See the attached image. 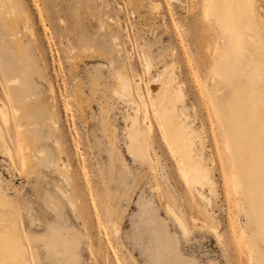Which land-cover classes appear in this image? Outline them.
Wrapping results in <instances>:
<instances>
[{
    "label": "rangeland",
    "instance_id": "rangeland-1",
    "mask_svg": "<svg viewBox=\"0 0 264 264\" xmlns=\"http://www.w3.org/2000/svg\"><path fill=\"white\" fill-rule=\"evenodd\" d=\"M207 1L13 0V32L12 3L0 0V101L11 114H0V215L18 222L33 264H48L44 238L59 229L79 241L72 264H94L91 250L103 264H264V240L256 253L249 247L257 226L238 208L206 84L226 44ZM164 69L182 93L176 113L204 138L210 184L187 181L162 133L150 83ZM119 73L140 82L148 110L116 93ZM129 111L146 132L135 143Z\"/></svg>",
    "mask_w": 264,
    "mask_h": 264
},
{
    "label": "bare ground",
    "instance_id": "bare-ground-1",
    "mask_svg": "<svg viewBox=\"0 0 264 264\" xmlns=\"http://www.w3.org/2000/svg\"><path fill=\"white\" fill-rule=\"evenodd\" d=\"M12 2L13 0H10V3ZM9 9V18H4L9 19L11 30L14 32L21 16L15 3H12ZM263 9L258 0H208L206 2L207 15L214 19L226 40L220 52L214 53L213 66L206 84L217 116L224 126V148L230 159L231 171L233 170L231 184L234 186V193L236 192L238 196V208L246 213L248 228L251 227V223L257 226V231L250 236L251 242H249V247L255 253L258 250L259 240H264V17L261 14ZM24 28L28 31L27 26ZM29 31L33 34L32 29ZM151 66L148 59L149 71ZM125 75L119 73L116 77V93L127 96L130 104L138 106L139 109L144 104L148 110V100L141 90L140 82H133L128 75L127 77ZM136 89L141 96V101L136 96ZM150 89L155 113L161 119L163 131L161 132L165 134L167 142L177 155L185 178L194 185L204 184L205 181L210 184L211 171L205 165V159L198 148V141L201 143L204 138H199L187 125L186 120L184 121L183 116L180 117L176 113V105L182 101V93L180 87L176 85V77L171 69H164L158 74L150 83ZM51 91L54 92L53 87ZM0 114L7 121L11 119L8 105L2 100ZM127 117L131 121L132 134L129 140L135 143L146 132L136 112L129 111ZM0 136L4 138L1 127ZM4 140L11 159H14L13 150L7 138ZM144 142H139L135 148L139 154L147 155L150 160L151 155ZM24 148L22 143L21 165L22 170L25 171V165L31 161L25 155ZM211 161L214 162L213 156ZM213 188L215 189V186ZM213 191L216 190L210 192L213 193ZM85 210L87 211V208ZM116 231L118 232V228ZM44 240L49 255L48 264H57L58 260H61L62 264L63 262L72 264L66 256L79 245L76 238L63 236L59 229L53 230L51 236L45 237ZM255 253L254 258H256ZM60 254L62 257L59 256ZM90 256L94 264H103L93 250ZM0 264H33L32 253L18 222L8 223V219L3 215H0ZM39 264L42 262L40 261Z\"/></svg>",
    "mask_w": 264,
    "mask_h": 264
}]
</instances>
